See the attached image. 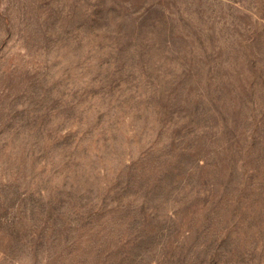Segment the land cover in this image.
<instances>
[{"label":"rangeland","instance_id":"obj_1","mask_svg":"<svg viewBox=\"0 0 264 264\" xmlns=\"http://www.w3.org/2000/svg\"><path fill=\"white\" fill-rule=\"evenodd\" d=\"M0 264H264V0H0Z\"/></svg>","mask_w":264,"mask_h":264}]
</instances>
